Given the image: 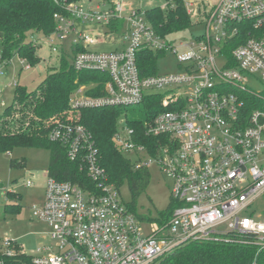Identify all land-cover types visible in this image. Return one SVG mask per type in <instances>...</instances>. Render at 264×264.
Here are the masks:
<instances>
[{
  "label": "built area",
  "instance_id": "built-area-1",
  "mask_svg": "<svg viewBox=\"0 0 264 264\" xmlns=\"http://www.w3.org/2000/svg\"><path fill=\"white\" fill-rule=\"evenodd\" d=\"M186 6L192 20L205 25L194 40H168L145 11L125 0L64 2L65 11L54 15L56 28L47 36L53 52L71 53L77 71L107 77L102 95L88 92L98 83L80 85L71 98L74 110L135 108L152 95L161 97L162 110L140 131L126 114L121 117L125 135L117 131L114 139L133 155L137 168L157 162L172 179V212L139 218L124 201L122 188L108 182L90 130L58 121L50 140L65 146L69 159L80 163L96 187L58 180L46 170L45 198L31 208L49 225V233L35 253L13 238L0 239V264H155L183 244L231 233L264 249V219L251 210L264 195V0H217L205 9L186 1ZM98 25L113 50L91 49L102 42L94 34ZM178 46L189 49L177 54L180 73L142 74L141 49L177 53ZM255 81L261 89L252 85ZM13 84L18 83L7 86ZM141 137L165 141L153 147ZM0 192L14 191L0 180Z\"/></svg>",
  "mask_w": 264,
  "mask_h": 264
},
{
  "label": "trees",
  "instance_id": "trees-1",
  "mask_svg": "<svg viewBox=\"0 0 264 264\" xmlns=\"http://www.w3.org/2000/svg\"><path fill=\"white\" fill-rule=\"evenodd\" d=\"M78 1L81 0H0V48L3 57L11 59L14 54H18L31 66L37 65L42 57L35 48L39 45L36 37L40 34L48 36L55 30L54 15L65 11L64 2ZM166 1L167 10L155 7L145 11L160 35L175 41L172 34L200 24L192 20L186 0ZM236 45L238 42L229 45L226 52L231 54ZM61 54L60 69L50 73L38 89L28 91L19 84L15 86L13 101L0 116V152L12 153L19 146L49 148L51 159L46 169L49 175L61 181L95 188L96 182L81 169L79 162L69 159L65 146L49 138L50 129L58 121L83 124L90 130L99 149L108 182L119 189L128 184L132 202L127 204L136 212V201L151 181L150 169L147 166L137 168L133 160L117 146L114 136L119 119L125 114L129 123L140 131L146 121L162 110L161 97H148L142 110L135 111L130 117L127 112L130 108L124 107H86L74 110L71 98L77 88L82 84L98 83L88 92L102 95L105 93L107 77L97 71H77L71 62V53L63 50ZM164 55L166 52L162 50L141 49L138 52V65L142 74H158L157 62ZM141 138L153 147L159 141H165L164 137ZM150 151L154 153V149ZM13 164L23 165V161H13ZM8 195L11 203L19 197L16 192H9ZM18 207L8 204L7 209L18 210ZM174 207L175 204L171 202L162 216H168ZM238 239L242 238L231 233L210 240L189 242L161 257L155 264H264V249L260 251L258 246Z\"/></svg>",
  "mask_w": 264,
  "mask_h": 264
},
{
  "label": "rangeland",
  "instance_id": "rangeland-1",
  "mask_svg": "<svg viewBox=\"0 0 264 264\" xmlns=\"http://www.w3.org/2000/svg\"><path fill=\"white\" fill-rule=\"evenodd\" d=\"M85 1L86 3L88 2V0ZM125 1L134 10L147 11L155 7L167 10L166 0ZM186 1L194 2L205 9L209 8V5L217 0ZM94 2L98 3L99 0H94ZM94 29L95 36H98L102 42L92 46L91 49L99 52L113 50L115 46L109 42L105 30L99 25ZM204 31L205 25L200 23L176 32L171 37L178 43L183 39L194 40L195 35H199ZM36 40L39 41V45L35 48L38 55L42 58L37 65H32L30 68L25 67L29 62L26 60L25 63H22V57L18 54H14L11 57L13 59L12 62H7L10 58H4L3 51L0 48V68L4 67V75L0 78V87L3 88L0 95V116L14 98L15 85L7 86L8 82L14 83L17 81L20 86L26 87L28 91H33L39 88L40 84L50 73L60 69L62 54L52 51L51 40L41 34L36 37ZM54 45L60 47L62 43L56 40ZM188 50L184 46H178L177 53L168 51L166 55L159 58L157 62L158 74L173 75L180 73L181 69L178 65L177 54L185 53ZM252 85L258 89L263 86L257 81L252 82ZM186 90L189 91L188 89ZM140 110H142V105L130 108L127 112L130 117L134 115L135 111ZM117 131L125 135L119 122ZM124 154L133 159L131 153ZM50 159L51 151L46 147L19 146L12 153L0 152V180L6 190L10 189L19 196L16 202L11 203V198L8 199V195L5 192H0V239L13 238L30 253L36 252V249L44 243V237L49 233V225L36 217L31 207L40 204L45 198L46 169L49 166ZM13 161H23V165H14ZM149 166L151 181L147 189L136 201V213L139 218L159 219L163 217L162 212H165L171 205L172 179L160 168L157 162H152ZM28 180L33 181L32 186L28 187L26 185ZM121 192L126 203L132 202L128 184L122 187ZM8 204L19 206L20 209L18 207V210H8ZM251 210L256 215L261 214L264 219V195L254 202Z\"/></svg>",
  "mask_w": 264,
  "mask_h": 264
}]
</instances>
